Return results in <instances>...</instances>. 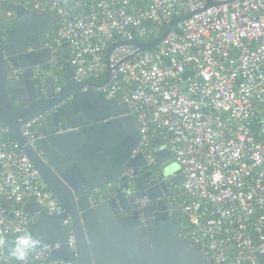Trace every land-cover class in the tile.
Segmentation results:
<instances>
[{"label": "built area", "instance_id": "1", "mask_svg": "<svg viewBox=\"0 0 264 264\" xmlns=\"http://www.w3.org/2000/svg\"><path fill=\"white\" fill-rule=\"evenodd\" d=\"M31 1L32 8L58 15L45 45L54 53L64 47L77 81L103 80L104 55L112 43L151 41L171 19L191 13L151 49L113 48L110 78L96 91L126 103L136 116L137 150L147 152V164L155 162L150 138L165 133L184 175L180 185L170 184L169 211L181 225L187 223L190 244L212 264H259L257 255L264 254V0H211L208 7L206 0ZM16 71L9 68L12 75ZM37 120L22 126L29 141ZM31 203L50 216L64 213L0 119V235L7 238L0 264H17L6 246L29 231L37 214L27 210ZM138 203L146 205L147 198ZM60 220L70 223L69 216ZM67 243L74 248L70 226ZM59 245L54 240L39 246L26 264H71L51 256Z\"/></svg>", "mask_w": 264, "mask_h": 264}, {"label": "water", "instance_id": "2", "mask_svg": "<svg viewBox=\"0 0 264 264\" xmlns=\"http://www.w3.org/2000/svg\"><path fill=\"white\" fill-rule=\"evenodd\" d=\"M212 4L206 0L205 6ZM0 10L14 16L5 38L2 27L6 23L0 17V119L64 209L55 217L37 203L27 207L31 215L37 212L29 232L40 239V246L58 240L60 245L50 250L51 256L71 264H212L187 238L172 234L178 226L170 218L164 197L171 192L170 184L180 185L184 175L164 136L151 137L149 147L161 177L168 180L150 178L144 172L147 152L137 150L136 116L126 103L96 91L110 78L108 58L113 48L133 44L139 50L151 49L191 13L171 19L151 41L118 40L109 45L101 82L77 81L73 64L67 62L61 69L60 89H56L52 72L42 70L54 55L45 39L16 41L28 27L42 25V33L54 29L58 15L9 0H0ZM9 68L20 72V77L10 74ZM37 71L43 73V81L36 78ZM34 118L38 120L31 127L29 141L22 126ZM142 197L148 199L143 206L138 203ZM66 216L69 225H61L60 218ZM69 226L73 249L67 243ZM257 260L264 264V254L257 255Z\"/></svg>", "mask_w": 264, "mask_h": 264}, {"label": "flooded vegetation", "instance_id": "3", "mask_svg": "<svg viewBox=\"0 0 264 264\" xmlns=\"http://www.w3.org/2000/svg\"><path fill=\"white\" fill-rule=\"evenodd\" d=\"M9 1H12V2H23L24 0H9ZM31 0H28V3L26 4L27 7L29 8H32L31 5ZM38 11V10H37ZM0 17L2 18V20L5 21V25L2 27V36L3 38H5V36L7 35L6 34V28H8L9 26H12L13 24V14L12 13H9V12H4V11H1L0 10ZM43 27L42 25H36V26H32V27H28L26 28L25 30H23V37L19 40L16 41V43H23V42H27L29 40H34L36 38H40V37H43L45 40L47 38V36H49L51 34V31L52 30H49L48 32L46 33H42L43 31ZM24 49H27V46H23ZM14 77L18 78L20 77V72L16 71V73L14 74ZM14 106H16V102H14ZM148 167L145 169V173L149 175L150 178H154V177H158L159 179L162 178L161 177V169L158 165V162L155 160L154 163H151V164H147ZM169 195L165 196L164 197V202L165 204H167L169 206ZM147 203H148V199H147ZM171 214V213H170ZM172 222L178 226V229L177 230H173L172 231V234H177L178 238H182V237H185L188 239L187 237V227L184 226V225H181L180 223H178L172 216H170ZM50 228H53V226H50Z\"/></svg>", "mask_w": 264, "mask_h": 264}, {"label": "clouds", "instance_id": "4", "mask_svg": "<svg viewBox=\"0 0 264 264\" xmlns=\"http://www.w3.org/2000/svg\"><path fill=\"white\" fill-rule=\"evenodd\" d=\"M5 235H0V246L6 242ZM40 246V239L29 231L16 235L8 246V253L17 264H26L30 254Z\"/></svg>", "mask_w": 264, "mask_h": 264}, {"label": "trees", "instance_id": "5", "mask_svg": "<svg viewBox=\"0 0 264 264\" xmlns=\"http://www.w3.org/2000/svg\"><path fill=\"white\" fill-rule=\"evenodd\" d=\"M52 32V31H51ZM63 46H61L59 48V50L54 53V58L47 64H45L42 67V70L45 71H51L53 76H56L59 79V82L62 81V76H61V69H57V67L59 65H62V67H64L67 64V60H66V54L63 50ZM39 74L37 75V77H42L43 78V73L42 72H38ZM61 83V82H60ZM159 132V131H158ZM162 135H165L164 132H160ZM173 218L178 222L179 220L176 218V214H172ZM184 226L187 225L186 222H183Z\"/></svg>", "mask_w": 264, "mask_h": 264}]
</instances>
